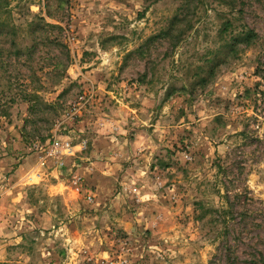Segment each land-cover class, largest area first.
<instances>
[{"label": "rangeland", "instance_id": "rangeland-1", "mask_svg": "<svg viewBox=\"0 0 264 264\" xmlns=\"http://www.w3.org/2000/svg\"><path fill=\"white\" fill-rule=\"evenodd\" d=\"M0 6L65 44L2 57L0 264H262L264 0ZM226 21L254 44L225 57Z\"/></svg>", "mask_w": 264, "mask_h": 264}, {"label": "trees", "instance_id": "trees-1", "mask_svg": "<svg viewBox=\"0 0 264 264\" xmlns=\"http://www.w3.org/2000/svg\"><path fill=\"white\" fill-rule=\"evenodd\" d=\"M225 1V0H220ZM9 12L4 8V6H0V64L1 66L5 64L2 57L4 53H6L10 57H20L24 52L31 53L32 51H36V47L40 43H47L55 45L59 48H64L65 44H63V37L60 34H55L51 32L52 29H61L59 26H55L52 24H48L44 21L42 17H36L34 21L27 23L28 27V36L32 38V46H26L24 48L20 47L17 43L18 38L21 37L22 33L19 27L10 24L8 22ZM232 24L230 21H226L223 25L222 32L225 33L226 36L223 38V49L226 52V56L228 57L229 54L234 53L237 50L238 46L249 47L254 44L255 40L257 39V34L255 31L243 28L238 32H234L232 29ZM229 28L231 30H229ZM224 34V35H225ZM161 35H168V32L163 31ZM154 38V37H153ZM153 38H149V41ZM4 41L8 42L9 47L5 48L3 46ZM3 67V66H2ZM207 76H200L199 74H195V79H199L200 83H204L207 81V78H212L214 76L213 68L211 67L206 72ZM258 85L255 87V93L260 95H264L263 91H258ZM3 97V96H2ZM30 98L39 100L40 97L37 94H27L25 96V100L30 101ZM262 264H264V260L262 259Z\"/></svg>", "mask_w": 264, "mask_h": 264}, {"label": "built area", "instance_id": "built-area-1", "mask_svg": "<svg viewBox=\"0 0 264 264\" xmlns=\"http://www.w3.org/2000/svg\"><path fill=\"white\" fill-rule=\"evenodd\" d=\"M83 100V97L80 98ZM73 149L72 145L68 142L58 141L54 139L52 144L45 149V156L47 158L58 159L61 155L70 154L71 156L74 154L71 152ZM72 185L76 188V190L81 189L82 178L80 176L73 177L71 181Z\"/></svg>", "mask_w": 264, "mask_h": 264}, {"label": "crops", "instance_id": "crops-1", "mask_svg": "<svg viewBox=\"0 0 264 264\" xmlns=\"http://www.w3.org/2000/svg\"><path fill=\"white\" fill-rule=\"evenodd\" d=\"M93 172H94V171H93ZM93 172H92V173H93ZM95 175H97L96 172H95ZM95 177H96V176H94V178H95Z\"/></svg>", "mask_w": 264, "mask_h": 264}]
</instances>
